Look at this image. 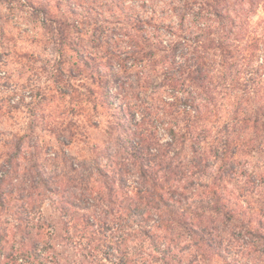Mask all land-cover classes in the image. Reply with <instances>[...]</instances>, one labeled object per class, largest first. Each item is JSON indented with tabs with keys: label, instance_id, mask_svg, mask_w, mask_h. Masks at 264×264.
<instances>
[{
	"label": "clouds",
	"instance_id": "clouds-1",
	"mask_svg": "<svg viewBox=\"0 0 264 264\" xmlns=\"http://www.w3.org/2000/svg\"><path fill=\"white\" fill-rule=\"evenodd\" d=\"M0 264H264V0H0Z\"/></svg>",
	"mask_w": 264,
	"mask_h": 264
}]
</instances>
